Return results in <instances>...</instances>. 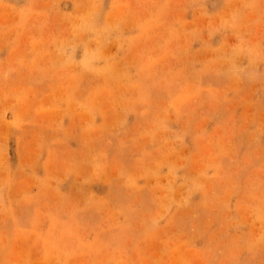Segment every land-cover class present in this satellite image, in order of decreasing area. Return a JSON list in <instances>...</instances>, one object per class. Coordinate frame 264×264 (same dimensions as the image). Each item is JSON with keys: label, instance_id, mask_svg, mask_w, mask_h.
Here are the masks:
<instances>
[{"label": "rangeland", "instance_id": "1", "mask_svg": "<svg viewBox=\"0 0 264 264\" xmlns=\"http://www.w3.org/2000/svg\"><path fill=\"white\" fill-rule=\"evenodd\" d=\"M0 264H264V0H0Z\"/></svg>", "mask_w": 264, "mask_h": 264}]
</instances>
